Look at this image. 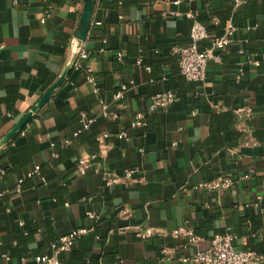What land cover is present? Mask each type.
<instances>
[{
  "label": "crops",
  "instance_id": "obj_1",
  "mask_svg": "<svg viewBox=\"0 0 264 264\" xmlns=\"http://www.w3.org/2000/svg\"><path fill=\"white\" fill-rule=\"evenodd\" d=\"M93 1L79 43L86 0H0V143L64 76L0 146V264H34L77 229L86 231L62 254L63 264H192L182 259L229 231L237 250L264 254V0L237 8L235 0ZM195 19L211 38L229 19L238 26L202 83L182 75L173 51L191 43ZM210 45L204 40L200 48ZM168 90L176 100L151 111L152 96ZM99 97L116 118L101 115ZM82 113L95 119L89 129L82 130ZM139 114L145 123L133 126ZM104 132L110 136L100 143ZM97 149L99 165L80 172L79 158ZM126 169L135 170L131 178ZM107 173L119 181L107 184ZM220 176L232 186L195 188ZM182 227L200 237L195 245L173 235Z\"/></svg>",
  "mask_w": 264,
  "mask_h": 264
},
{
  "label": "built area",
  "instance_id": "obj_2",
  "mask_svg": "<svg viewBox=\"0 0 264 264\" xmlns=\"http://www.w3.org/2000/svg\"><path fill=\"white\" fill-rule=\"evenodd\" d=\"M246 2V0H235L234 8H237L242 3ZM52 11V7L46 11V14L49 15ZM214 24H219L220 20L215 17L213 18ZM238 30V26L235 25L232 19H229L225 26L224 32L220 37L211 38L208 27L206 24L201 21L195 19L193 20V24L191 26L190 37L191 43L186 46H178L174 48V53L179 56V64L181 68L182 75L188 80L192 82L202 83L207 78V68L208 64L211 60H218L220 56L217 55V50L226 49L234 40V36L236 31ZM204 40H211L210 47L205 49L200 48V44ZM79 55L82 58H87V51L81 47L79 50ZM252 63L258 64L257 60H253ZM147 70H150L151 67L147 66ZM241 69L240 71H242ZM86 79L92 85L93 90L96 94L100 95V87L95 75L92 73L90 69L86 70ZM128 89L127 85L121 86V89L116 93L117 98L124 97L125 91ZM177 96L176 93L172 90H168L165 92H160L152 96L150 110L154 111L159 108L166 109L168 108L175 100ZM100 103V113L101 115L108 118H116L117 114L110 110L109 105L99 97ZM244 111V110H240ZM250 110L247 111V115L249 116ZM143 116L141 114L138 115V119L132 123L133 126L142 125L145 122L142 120ZM81 120L83 123L82 130L89 129L91 124L94 122V118H89L87 114H81ZM110 134L108 132H104L97 136V140L100 143H103L104 139L109 137ZM119 138H128V134L126 131H121L117 134ZM99 158V154L86 155L80 157L78 160V170L80 172H84L87 168L99 165L100 162L97 161ZM98 170V168H96ZM0 172L4 173V170L0 168ZM40 172V167L37 166L33 172L29 173V176H32L35 173ZM135 170L126 169L125 177L131 178L134 174ZM43 181L46 182V178L42 177ZM106 183L111 185L119 181V178L107 173L106 175ZM23 179H20L18 184V190L21 189V184ZM233 184V180L229 177H218L211 181L200 182L195 188L197 189H206V190H218L222 188L231 187ZM261 199V196H259ZM129 210H126V212ZM89 215L93 216L92 213ZM86 230L85 229H77L73 230L69 234L62 235L58 238L57 241L52 243V254H39L33 258L34 264H61L58 254L61 251L70 250L74 243L75 239L82 235ZM139 237L146 238L149 234L144 233L143 231H139L137 233ZM175 237L184 236L187 238L188 245H195L200 237L194 232V230L190 227H182L173 232ZM235 234L232 232H227L225 234L216 235L212 240L209 248L202 251H196L190 257L183 258L182 261L186 263L192 264H255L264 262V254H258L252 250H237L234 246ZM165 253L169 254V251H165ZM21 264H26V259H22ZM118 264V263H116Z\"/></svg>",
  "mask_w": 264,
  "mask_h": 264
},
{
  "label": "water",
  "instance_id": "obj_3",
  "mask_svg": "<svg viewBox=\"0 0 264 264\" xmlns=\"http://www.w3.org/2000/svg\"><path fill=\"white\" fill-rule=\"evenodd\" d=\"M94 1L86 0L85 7L81 19L80 28L76 33V38L79 43L83 42L86 39L88 30L90 28L91 16L93 12ZM64 76H62L49 90L43 95L40 101L34 105L27 114L10 130V132L5 136L3 141L0 143L7 142L10 140L17 132L21 131L24 126L31 120V118L38 113L41 107L48 101L54 90L62 83Z\"/></svg>",
  "mask_w": 264,
  "mask_h": 264
},
{
  "label": "trees",
  "instance_id": "obj_4",
  "mask_svg": "<svg viewBox=\"0 0 264 264\" xmlns=\"http://www.w3.org/2000/svg\"><path fill=\"white\" fill-rule=\"evenodd\" d=\"M112 3H115V0H112ZM80 137H81V134H80ZM97 152H98V149H97L96 151H93V154H96ZM40 170H41V167H40ZM80 236H81V235H80ZM80 236L77 237V238L75 239V242L78 240V238H80ZM64 252H65V251H61V252L58 254V258H59L61 264H63L61 258H62V254H63Z\"/></svg>",
  "mask_w": 264,
  "mask_h": 264
}]
</instances>
